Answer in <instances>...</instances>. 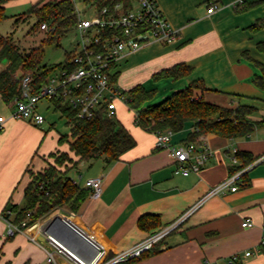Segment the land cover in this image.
<instances>
[{"label":"crops","instance_id":"0c3cea01","mask_svg":"<svg viewBox=\"0 0 264 264\" xmlns=\"http://www.w3.org/2000/svg\"><path fill=\"white\" fill-rule=\"evenodd\" d=\"M37 1L48 0H9L5 3L6 18L26 12ZM72 1L82 13L90 8L83 1ZM156 2L169 25L178 30L177 38L165 43L149 42L120 58L115 67L119 88L124 91L142 84L146 89H155L153 98L145 104L148 105L161 102L199 79L207 88L202 95L205 100L233 106L240 98L257 107L251 120H264V91L253 83L260 74L257 62L264 61V54L256 47L257 42L264 41V26L256 31L248 28L264 18V0ZM209 2H217L220 7L207 13ZM24 8L26 11L21 13ZM180 62L192 66L193 71L175 80L152 79L153 73ZM5 65L0 62V69ZM12 109V104L0 98V116L5 118L0 129V264H54L47 262L45 250L24 233L5 236L1 212L8 198L23 204L24 187L29 181L25 170L44 168L46 163L40 154L49 151L41 149L45 138L42 129L11 118ZM117 116L135 139V145L118 160L106 162L98 157L78 163L68 175L84 188L86 179L102 177V193L98 198L87 197L77 213L54 209L57 211L52 219L68 225L85 244L93 246L94 241L98 242L107 256L128 251L152 234L138 226L142 215H158L161 226L157 231L176 222L148 254L130 263L126 259L116 264H204L207 260L227 264L226 258L233 253L238 254L237 264H264V245H260L264 239V126L238 138L215 133L200 135L195 142L206 143L212 153L198 173L183 175L174 172L175 164L167 151L155 147L154 133L133 122L124 101L117 102ZM191 130L192 124L186 123L181 131L172 133V143H187ZM240 150L258 155L241 169L245 183H239L236 191L200 201L211 186L231 175V169L239 163L232 157ZM245 219L251 221L250 226H242ZM53 237L61 245L72 241L71 237ZM37 238L46 245L43 235L37 233ZM68 244L65 247L72 245ZM71 247L75 251L67 248L75 255L83 254ZM248 249L252 253L247 256L244 251ZM98 259L96 256L92 263ZM56 264L71 263L56 256Z\"/></svg>","mask_w":264,"mask_h":264},{"label":"trees","instance_id":"16d2710c","mask_svg":"<svg viewBox=\"0 0 264 264\" xmlns=\"http://www.w3.org/2000/svg\"><path fill=\"white\" fill-rule=\"evenodd\" d=\"M0 0V23L7 17L5 3ZM133 0H83L90 7L99 10L102 7L113 8L121 3L123 11L133 7ZM244 7V6H243ZM34 15L35 23L30 31L38 29L42 22L48 24L45 36L38 45L28 51H21L13 41L11 34L0 36V61L6 60L4 68L0 69V98L13 105L15 97L20 95V83L15 75L31 73L34 76V89L46 81L50 71L63 66L72 57L74 49L66 52L64 60L58 64H41L43 50L46 44H59V38L75 27L77 21L76 7L72 0L37 1L28 10L15 17L14 24ZM264 26V18L257 20L248 28L256 31ZM165 43V42H163ZM257 50L264 54V41L256 44ZM260 74L253 79L254 85L264 91V61L258 63ZM117 63L115 64V67ZM193 67L184 63H176L152 74L157 81L162 78L178 79L189 75ZM118 72L115 70L111 82L117 83ZM207 88L199 79L192 80L182 89L172 93L169 97L156 104L145 105L150 101L155 89H146L142 84H136L123 91L126 97L127 110L133 114V122L142 129L150 132L170 130L173 133L181 131L186 123L192 124V130L187 135L188 142H195L200 135L215 133L228 138L247 136L255 129L264 126V120H251L257 107L239 100L235 105L224 106L204 99L203 92ZM53 110L65 117L69 126V134L59 135L57 146L40 156L46 166L41 170L29 173V181L24 187V202L20 206L11 202L9 197L1 214L13 223L27 220V225L47 216L54 209L63 208L77 213L83 201L90 196L88 188L81 187L68 175L69 172L83 160L103 157L106 162L118 160L121 155L135 145V139L119 120L117 113L114 117L104 114V106L97 109L90 118L78 117L70 106L60 99H52ZM46 132L43 136H45ZM40 145V144H39ZM239 162L231 169V175L258 158L249 151L240 150L235 153ZM244 173L241 174L242 180ZM243 183L244 180H242ZM42 185V186H41ZM10 212V213H8ZM141 229L156 232L160 226L158 215H142L137 221ZM152 246L138 257L127 259L130 263L134 259L148 254ZM112 254L107 257H111ZM27 264V263H24Z\"/></svg>","mask_w":264,"mask_h":264},{"label":"built area","instance_id":"2783aa9c","mask_svg":"<svg viewBox=\"0 0 264 264\" xmlns=\"http://www.w3.org/2000/svg\"><path fill=\"white\" fill-rule=\"evenodd\" d=\"M132 3L133 7L125 11L122 10L121 3L116 4L113 8L102 7L95 10L94 16L90 18L83 17L82 12L76 10L77 21L74 29L79 34V41L74 48L72 57L67 59L63 66L55 68V73L49 75L37 91H33V74L25 73L19 77L16 76L20 83V95L14 98L10 117L24 120L34 126H41L45 121V116L40 111L38 104L44 100L53 110L52 99H60L66 103L78 117L88 119L103 106L104 114L107 117H114L117 113V102L126 100L123 90L117 83L111 82V76L114 74L115 64L118 60L149 42H171L178 35V30L169 25L156 0H133ZM219 7V3L209 2L206 11L213 13ZM39 29L46 31L48 24L42 22ZM4 120L5 118L0 116V129ZM153 133L155 147L167 151L168 156L175 164V173L183 175L198 173L212 153L210 147L204 142L173 144L171 141L173 132L168 129ZM232 160L233 162L237 161L235 155ZM242 171L239 170L211 186L200 201L214 195L225 194L227 191H236L239 183L243 184L240 178ZM84 184L90 190L92 198H98L101 195L102 177H90L85 180ZM4 220L6 237L24 233L29 240L45 250L47 262L54 264H56V256L64 257L71 264H116L129 258L138 257L176 226V222L166 226L152 233L132 249L109 258L105 255L104 250L101 251L100 244L94 241L92 248L96 253L88 261L58 243L48 231L50 220L42 218L29 226L27 220L19 223H13L6 217ZM250 225L249 219L242 222V226ZM37 233L43 235L46 245L38 240ZM260 245H264V239H261ZM251 253L252 251L249 249L244 251L247 256ZM96 256H99V259L92 263ZM237 259L238 254L233 253L225 261L227 264H237ZM204 264L218 263L207 260Z\"/></svg>","mask_w":264,"mask_h":264},{"label":"rangeland","instance_id":"374dc122","mask_svg":"<svg viewBox=\"0 0 264 264\" xmlns=\"http://www.w3.org/2000/svg\"><path fill=\"white\" fill-rule=\"evenodd\" d=\"M80 1L83 0L76 2L79 3ZM9 11H11V9L8 10V13ZM20 11L22 13V11L24 12L26 9ZM94 14V7L87 8L84 10V13H81L83 17L87 18L94 16ZM14 20L15 17H8L4 19L0 25V33L2 35L11 34L13 41L18 45L21 51H28L30 48L38 45L40 40L45 36V30L41 31L39 29H35L30 31L32 25L36 21V17L34 15L25 17V19L18 21L16 25L14 24ZM78 41L79 34L77 30L73 28L59 38L58 45L55 43L46 44L44 46L41 64L54 65L62 62L66 56V52L73 50L77 46ZM0 62L5 64L6 61L3 59ZM55 71L56 69L50 71V75L54 74ZM15 76L19 77L18 74ZM258 103L260 104V102ZM258 103L256 102V104ZM46 104L47 102L44 100L40 101L38 104L40 111L45 116V121L41 126L35 127L42 129L44 133L46 132L41 149L48 148V150H50L57 146V138L59 135L69 134V126L66 123L65 117L61 116L60 112L52 110V107L48 106V104L46 108ZM55 211L45 216L44 220L51 221L53 215L56 213ZM64 241L65 240L62 239L61 242L63 243ZM62 245L66 246V243L64 242Z\"/></svg>","mask_w":264,"mask_h":264},{"label":"water","instance_id":"95a60500","mask_svg":"<svg viewBox=\"0 0 264 264\" xmlns=\"http://www.w3.org/2000/svg\"><path fill=\"white\" fill-rule=\"evenodd\" d=\"M56 223H57V226L55 227L54 224H56ZM51 225H53L55 228H51ZM70 230H71V228L68 225H66L63 222L62 223L58 222L57 219H52L50 221V224L48 227V231L51 234L56 235L59 239L61 237H65V238L71 237L73 242L71 241L69 244H72L73 246L76 247V249H80L82 251L83 254H81V257H83L84 259H86L88 261L91 260L92 257H94V255L96 253L95 250L92 248V246L85 244V242L82 241V239L79 236L73 235L74 232L72 233V230L71 231ZM72 245H69L67 247H69L71 250L75 251L71 247Z\"/></svg>","mask_w":264,"mask_h":264}]
</instances>
